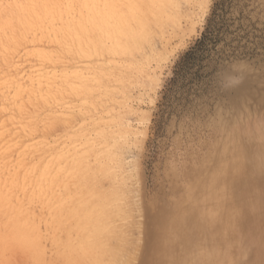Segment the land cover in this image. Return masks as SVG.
I'll return each mask as SVG.
<instances>
[{"label":"rangeland","instance_id":"1","mask_svg":"<svg viewBox=\"0 0 264 264\" xmlns=\"http://www.w3.org/2000/svg\"><path fill=\"white\" fill-rule=\"evenodd\" d=\"M7 1L12 6L9 7ZM13 1L0 0V14H2L0 18L1 16L4 18L2 26L4 28L6 26V33L2 30L1 36L3 33L6 36L18 34V29L15 31L17 34L11 33L9 23L6 22L5 11L7 9L8 12H13ZM171 2L159 12L163 25L161 27L153 25V20L150 19L149 26L140 38L138 46L131 47V55L126 54L121 57H119L120 54L113 56L108 52L97 56L94 54L87 56L83 52L89 50L84 47L85 51L78 52L75 45L71 46L67 38L64 48L72 49L70 55L68 52L61 51V46L56 44L54 38L59 40V37H55L57 33L42 32L35 25H33L34 31H25L23 44L18 54H15L13 63L0 60L1 81L5 80L6 75L11 74L21 84H25L23 76L25 78L29 70L43 68L44 73L53 70L54 73L51 72L50 76L55 88L51 89L52 95H49L48 102L52 105L42 102L38 104V110H33V108L30 109L31 105L25 96L22 97L25 103L18 102L22 105H18L19 109H16L17 113L14 114L13 100L6 104L4 102V110L0 111V114L4 116L0 115V124L3 122L1 126L3 125V128L5 126L7 131L3 134L7 136L11 130L13 133L15 131L13 126L7 125L14 119L20 120L24 125L23 128L26 129L24 132L28 133L22 135V149L19 148V150L24 151L26 148L24 151L26 154L27 147L23 146L25 143L27 145L28 141L34 142L32 146L34 150L25 165L38 163L44 165L50 156L52 159L63 152L59 156L62 157L61 163L64 164L65 175L76 169L68 173L66 175L68 178L65 176L63 180L64 185L70 187L71 191L67 187L63 188L61 182H59L61 189L58 188L59 186L56 187L55 183L52 191L49 190L54 192V194L49 192L48 203L50 204L55 203L51 200H55L56 195V201L60 200V197L66 199L70 195L72 199L78 200L76 196L81 199L82 196L86 197V194L93 191L95 185L93 189H88L93 186L90 178L93 176L91 163L96 152L91 150L93 145H88L86 142L87 140L90 143L95 141L99 138L98 133L101 131L111 139L117 136L114 140L109 139L110 144H113L110 147L115 148L110 149L112 154L109 153L110 159H108L112 160L105 161L106 169L104 167L103 171H106L107 175H114V178L111 177L113 184L118 182L116 185L121 188L106 181L108 179H104L105 177L102 178L101 169L96 171L100 174L98 176L102 179L101 182L103 181L101 184L104 183L103 186L98 184L100 191L105 190L103 193L108 192L105 188H109L110 191V188L120 189L124 194L122 196H125L122 198L127 196L125 191L127 193L129 190L128 192L131 193H128L129 197L127 196L130 201L127 198L126 201L128 200L127 202L131 205L127 203L131 207L129 210L134 213L130 214L132 218L130 221L134 226H130L132 230L129 228L128 236L130 237L128 241H132V248L128 243L130 246L126 247L127 251L124 249L118 264H124V261L126 264L127 259L132 258L136 241L138 245L140 242L143 246L138 261L140 264L162 263L164 255H152L148 250L147 238L160 230L161 222L158 223L157 220L165 208L169 213L168 217H173L172 203L179 196H183L179 202L184 201L185 205L184 208L182 205V209L186 214L189 209L194 208L197 214H201L205 219L208 227L213 228V234L216 236L214 252L217 259L210 256V259L214 258V260L208 264H259L260 262L257 261H262L261 254L264 259V201L262 200L264 199V0H171ZM96 3L101 5L100 0ZM142 7L146 8L145 3H142ZM123 9H127L125 5ZM163 12L165 17L162 15ZM83 14L84 12L82 16L85 18ZM17 17L18 15L13 12L12 18L15 22ZM54 23L53 26L58 27L59 22ZM129 27H135L133 20ZM86 32L88 36L95 34L94 28ZM40 35L42 38L39 40ZM49 37L53 38V42ZM106 41L105 45L110 47V40L106 38ZM38 52L51 54L54 57L51 62L56 64L46 60V63H43L42 59L39 60L36 57ZM47 63L49 66L46 65ZM113 75L114 78H112ZM79 81L82 82L79 83ZM81 87L89 89L84 93L80 92ZM96 88L98 91H93ZM69 92L71 93L67 94ZM8 95L13 96V91ZM36 99H39L38 93ZM84 103L86 106H83ZM31 111H35L33 113L37 128L34 129L35 132L30 128ZM16 115L18 118L14 117ZM102 120L106 121L104 122L106 127ZM97 122L100 125L97 124V126L95 124ZM108 124H110L109 127H107ZM98 127L102 128L100 132ZM3 128H0L2 130L0 132L5 131ZM28 130L35 134H31ZM12 133L9 135L12 136ZM94 133H97V137ZM8 136L6 138H11ZM84 143L88 146L84 147ZM76 145L81 146L82 149L74 151L71 147ZM66 146L71 149L68 150ZM16 148H10L9 153L12 154L13 150L18 152ZM14 151L13 157L16 153ZM72 151L74 152L71 154ZM81 151L83 154L79 153ZM72 158L76 160L73 161ZM41 159L44 162H41ZM86 160L89 161L85 162ZM65 161L68 162L65 164ZM75 162L77 164L81 162L77 167L83 165L82 168L74 167ZM110 163L114 169L109 165ZM110 168L113 171H110ZM82 169H86L85 177L84 173L81 174ZM75 173L81 174L84 182H88L85 188L83 178L81 179L80 175L74 176ZM72 174L74 176L72 186L66 185L71 183L68 180ZM120 174H124V178ZM115 177H117L116 181ZM76 178L78 180L74 181ZM215 180L217 182H213ZM67 181L68 183H65ZM119 181L122 184L125 183L120 185ZM212 183L218 185L217 191L215 190L217 196L215 206L211 203ZM76 184L83 188H74ZM248 188L249 191H253L249 202L243 197ZM80 190H84V193H80ZM201 192H204L202 199L198 198ZM51 195L54 196L51 198ZM75 200H70V203H74ZM123 200L125 203V199ZM177 207L178 204L176 209ZM137 208L138 210L142 208V214ZM138 222L141 226L137 225ZM135 225L141 231L143 230V235L140 230L138 231L140 234L136 232ZM174 230L175 228L173 232ZM131 233H133L132 238ZM192 233L193 231H188L178 239L176 235L167 237L165 242L170 249V252L165 254L167 258L175 262L182 257L197 258V256L182 255L193 253L188 251L187 244L188 236L195 237ZM254 247L257 252L252 255L250 251ZM70 248L73 250V246ZM68 249L69 247H66L64 250L67 252ZM132 250V255H129ZM128 255L129 258H127ZM8 260L10 264H18L19 254L9 251Z\"/></svg>","mask_w":264,"mask_h":264},{"label":"bare ground","instance_id":"2","mask_svg":"<svg viewBox=\"0 0 264 264\" xmlns=\"http://www.w3.org/2000/svg\"><path fill=\"white\" fill-rule=\"evenodd\" d=\"M100 1H101V5H97V3H96L97 0H14L13 1L14 7H12L14 9H12V8L11 9L14 13H16V15H18L16 22L14 21V18H12L13 12H11V11L8 12L6 8H4V9H6V11L8 12L7 13L5 11V14L7 15V16L6 15L5 16L7 17L6 22L9 23L8 27L10 26L9 29L11 30V33L12 32L14 33L18 29V31H17L18 34H17V32H15L17 34V36L16 35L15 36H13V35L12 36H6V34H4V33H3V36L0 35V60L12 62V60L16 56L15 54H18V51L21 48L20 46L23 44L22 43L23 42V35H24L25 31H27V32L32 31V30L34 31L33 25H35V27L38 26V29H40L42 32L44 31L45 33H47V32L49 33V31H50L52 33H57V36H55V37H57V38L59 37V40H56V38H54L55 41L57 42L56 44L61 46V49H62L61 51L68 52L70 55H71L72 49L64 48L67 38L69 39L71 46L75 45V48L78 52L85 51V49L89 50V51L83 52L87 56H89V55L92 56V54L97 56V55L103 54L104 52L111 53V54H113V56H114V54H117V55L120 54L119 57H121V55L126 56V54L131 55V50H130L131 47H137L138 46V44H139L138 42H139L140 38L142 37L143 33L146 32V29L149 26L150 19L153 20V22H152L153 25L161 27V25H163V20L161 19V17L159 18V12L162 11L163 7L169 6V4L172 3L171 0H169L168 2H166L165 0H100ZM8 3H9L8 6L10 7L11 3L10 2H8ZM142 3H145L146 8L142 7ZM1 4H3V3L1 2ZM123 5H125L127 9H123ZM83 12L85 14V18H83V16H82ZM0 15H2V14H0ZM162 15L165 17L164 12ZM3 20H4V18L1 16V18H0V32L1 33H2V30H4V32L6 31L5 30L6 26H5V28L2 26ZM131 20H133L135 23V27H133V28L129 27ZM54 22H59L60 25L58 24V27H54L53 26V24H55ZM180 22L181 21H179V24L181 25ZM49 26H51V27H49ZM92 28H94L95 34H94V36H90V35L88 36L86 31H88ZM52 29H57V30L53 31ZM8 32H9V30H8ZM35 33H36V29H35ZM35 33H34V35H35L34 38H36ZM48 36H49V34H48ZM39 37L40 38H38V39L40 40L42 37H41V35ZM45 37H46V34H45ZM51 37H49V38L52 40L53 38H51ZM106 38H108L111 42L110 47L105 45ZM24 40L27 41V39H24ZM36 41L37 40L35 39V42ZM52 42H53V40H52ZM106 43H107V41H106ZM36 45H37V43L35 44V46ZM33 46H34V44L32 45V49H33ZM84 47H85V49H84ZM22 48H23V46H22ZM29 54H30L29 56H31V53H29ZM34 54L35 53H33V55ZM36 57L39 60L42 59L43 63L44 62L46 63V61L51 62V59L54 58L51 54L43 53V52L36 53ZM27 59L28 58H26V60ZM30 59L31 58L29 57V60ZM23 60H24V58H23ZM61 61H63V60H61ZM37 64H39V63H37ZM37 64H36V66L40 65V64L39 65H37ZM52 64H56V63H52ZM46 65L49 66L48 63ZM44 66H42V67H44ZM113 66L114 65H112V67ZM28 69H27V71H28ZM47 69H46V71L48 72ZM50 69H53V68H50ZM2 70H4V68ZM42 70H45V69L38 68L35 70H29L28 72H26L25 78L22 74L25 84H21V82H19V80H17L11 74L6 75V78L4 81H1V78H0V111L4 110V105H3L4 102L6 104V102L8 103L10 100H13L12 104H14V106H13L14 107V114H15V112L17 113L16 109H19L18 105H20V104H18V102L23 103L24 101H22V97H25V96L31 105L30 109L33 108V110H38V108H39L38 104L42 103V102L47 104L50 101L49 95H52L50 93L51 89L55 88L53 79L50 76V73L51 72L54 73V71L52 70V71H49V73H44V72H42ZM115 71H116V69H115ZM4 72H6V71H4ZM91 72H89V73H91ZM114 73H116V72H114ZM7 74H9V73H7ZM55 74H57V72ZM112 78H114V75ZM35 81L37 83H34ZM68 81H70V80H68ZM50 82H52V83H50ZM56 82H59V81H56ZM81 82L82 81H79V83H81ZM93 82H92V85L95 83V82L94 83ZM61 84H63V83H61ZM106 84H107V82H106ZM35 85H37L36 86L37 88H35ZM89 85L91 86L90 83H89ZM95 85L98 86V84H96V83H95ZM101 86H99V87H101ZM107 86H108V84H107ZM63 87H64V85H63ZM63 87H61V88H63ZM70 88L74 89V87H70ZM88 89H87V87H81L80 92L83 91L85 93V91H87ZM94 90L98 91L97 88L93 89V91ZM11 91H13V96L8 95V93H10ZM56 91H58V90H56ZM37 93L39 94V99H36ZM55 93H57V92H55ZM70 93L71 92H69L67 94H70ZM20 97H21V100H20ZM78 97H80V96H78ZM58 98H60V97H58ZM108 98H109V96H108ZM27 99H23V100L27 101ZM53 99H55V98H53ZM56 99H57V97H56ZM48 104L52 105L51 102ZM62 104H63V102H62ZM56 105H57V103H56ZM47 106H49V105H47ZM83 106H86V104ZM87 107H88V105H87ZM8 109H9V107H8ZM42 110H44V109H42ZM46 110H48V109H46ZM87 110H89V109H87ZM3 112H5V111H3ZM34 112L35 111H31L29 119H30L31 131L35 132L34 129L36 128V126H35L36 119L34 116L35 114L33 115ZM44 112H46V111H44ZM44 114H46V113H44ZM76 114H78V113H76ZM0 115H3V114H0ZM47 115H48V113H47ZM72 115L73 114H71V116ZM14 117L18 118L17 115ZM114 117H116V116H114ZM100 119H102V118H100ZM21 120H25V119L21 118ZM39 121H41V120H39ZM104 122H106V121H103V124H104ZM116 122H117V119H116L115 123ZM5 123L8 124V122H5ZM10 123L11 124H8L7 126H9V125L13 126V129L15 131L12 133L11 132L12 130H11L9 133H7L8 135L11 133L13 134L12 136L7 135L8 137H11L9 139L6 138L7 136L3 134L4 132L7 131L6 130L7 128L5 129V126H4V128L2 127L3 125L1 126V124H3V122L0 124V126H1L0 128L1 129L3 128V130L5 129V131L0 132V250H1V252H0V264H8L9 263V260H8L9 251H13V252L19 254V263L18 264H118V260H119L120 256L123 254L124 249L126 250V247L129 245L128 243H130L131 248H132V244H131L132 241H128V238H130L128 236L130 235L129 234L130 226L131 225L134 226V225H133V222L131 224V221H130V219L132 220L130 214L133 213V212L131 213V210H129V207L131 205L127 202L128 200L130 201V198L129 199L127 198L128 193H130V192H128L129 190H127L123 186L125 188V190H127V193L125 191V194H127V196H126V198L128 199L127 201H126V198H122L125 196H122L124 194H122L120 189L118 190L116 188L117 189L116 190V189L110 188L111 189V191H110L109 188H105L106 192L108 190L107 193H103V192H105V190L104 191L99 190V185L103 181L101 182L102 179L98 176L99 173L97 174L96 170H98V169H101L100 170L101 175L100 174L99 175L102 178L105 177L104 179H108L106 181H109L110 183L113 184L111 177L114 178V175H111V174L107 175V172L105 171L106 172L105 173L103 171L104 167H105V161L110 159L109 153L112 154L111 151L113 150V148H115V147H113V148L110 147L111 145H113V144H110V142H109V139H111V138H108L101 131L102 130L101 127L100 128L98 127L99 132L100 131L101 132L98 133L99 138H97L95 141L92 142L91 139L89 137H87V139L89 138L92 143L88 142V140L86 143H88V145L92 144L93 146H91L92 147L91 150L96 152V156L94 158H92L94 160L91 163V164H93L92 165V168H93L92 169V175L93 176L90 178L92 180L91 182H93V184H92L93 186H91V188H90V184L88 185L90 188L88 190L93 189L92 187H94V185H95L93 191L91 190L90 191L91 193L89 192L88 194H86V197L82 196L81 199L78 196H76L78 198V200L76 198H75L76 200L72 199L71 198L72 195H70L69 197L71 199L69 197H67V198L65 197L66 199H64V198L62 199L60 197V200L56 201V199H57V195H56V197H55L56 199L53 198L55 200H51V201H54L55 203L50 204V203H48L49 202L48 199L50 197L48 195H49V192L52 191V189H53L52 186H54V184L56 183V187L59 186L58 188H60L61 184L63 183V180L66 177L68 178V176H66V175L68 173L70 174V172H72V171L73 172L76 171V169H74L70 172H67L65 175L66 170H64V164L61 163L62 157L59 156V155H62L63 152H62V154H59L58 156H56L55 158H52V159H50L51 158V156H50V158L47 159L45 162L42 160L43 159L42 158L41 162H44V165H42L43 163H38L36 165H29V164L25 165V162L27 160H29V158L32 154V151L34 150L32 147V146H34V142L28 141L27 145L25 143L26 146L24 145L23 147H27V153L26 154L24 153V151H26V148L24 151L23 150L20 151L19 148L22 149V144H21L22 138L21 137H22V135H25L27 131L24 132L26 129H25V127L23 128L24 125H23L22 121H20V120L14 119ZM95 124L97 125L99 123L97 122ZM105 125L106 124H104V127H106ZM109 125L110 124H108L107 127H109ZM115 125H117V124H115ZM48 126L51 127V125H48ZM74 126H75V123H74ZM44 130H45V128H44ZM34 132H32V133L30 132V133L35 134ZM112 132L113 133L115 132L114 128H113ZM87 133H89V132H87ZM96 134H95V136H96ZM109 134H110V132H109ZM116 137L117 136L112 137L113 139H111V140H114V138H116ZM27 139H28V136H27ZM18 145L19 146L21 145V147H19ZM78 145H80V144H78ZM88 145L85 144L84 147H86ZM97 145H98V148H97ZM115 146H116V144H115ZM67 147L68 146H66V148ZM79 147H81V146H79ZM79 147H77V145H76L75 147H71V148H73L74 151H76L77 149H79V150L82 149V147L81 148H79ZM10 148L11 149L16 148L17 150H19L18 152L15 150L16 153L13 150L15 153L14 157L12 155L13 151H12V154L9 153ZM51 148H53V147H51ZM71 148H69V149L67 148V149L70 150ZM62 149L63 148H61V150ZM67 149H66V151L64 150L66 153H67ZM87 149H89V148H87ZM110 149H112V150H110ZM74 151H72L71 154ZM82 151H84V150H82ZM81 152H79V153L83 154V152L82 153ZM84 152L86 153V151H84ZM79 153L77 155H79ZM46 154H47V151H46ZM68 154L70 155V153H68ZM47 155H49V154H47ZM47 155H45V156L47 157ZM53 155H55V153ZM67 155H65V156H67ZM45 156H43V157L45 158ZM74 158H72V160ZM33 159H34V157H33ZM70 159H71V157H70ZM77 159H79V157ZM114 159H117V158H114ZM75 160L76 159H74L73 161H75ZM111 160H109V161L111 162ZM88 161L89 160H86L85 162H88ZM67 162L65 161V164ZM80 164H81V162H78V164L75 162L74 167L80 169L83 166L82 165L81 167H77L78 165L80 166ZM109 165L111 166V163ZM86 166H87V164H86ZM107 167L109 168V166H107ZM111 167H113V166H111ZM105 169H106V167H105ZM113 169H114V167H113ZM69 170H71V169H69ZM85 170H83L81 174H83ZM100 171H98V172H100ZM107 171L110 172L113 170H111V168H110V171L108 169H107ZM89 172H91V170ZM89 172H87V173L89 174ZM81 174H78V175L81 176ZM88 174H87V176H88ZM76 175L77 174L75 173L74 176H76ZM122 175L124 178V174H120V176H122ZM74 176L72 174V176L69 177L68 181L71 183H68V181H67V182H65V183H68L66 185L70 184L72 186ZM85 176H86V174L84 175V177ZM84 177L81 176V179L83 178V180H82L83 182H84ZM117 177H115V181L117 180L116 179ZM77 180L78 179L76 178V180H74V181H77ZM121 180L123 181V179H121ZM59 182H61V184H59ZM119 182L121 183V181H119ZM213 182H217V181L215 180ZM84 184H83V186L85 188V186L88 184V182H86V183L84 182ZM103 184H101V186H103ZM116 184H118V182ZM116 184H113V185H116ZM123 184L121 183L120 185H123ZM64 186L65 185L63 183V188L67 187V186H65V187ZM76 186H77V184H76ZM76 186L75 187L73 186V187L78 188V189L83 188V186L82 187H79V186L76 187ZM116 186L119 187V185H116ZM73 187L71 189H73ZM217 187H218L217 183H212L213 189H211V190H213V193H211V200H212L211 203H213L214 206L217 205V203L215 202V200H217V196L215 195L216 194L215 190ZM119 188H121V187H119ZM55 189H57V188H55ZM68 189L70 190V187ZM88 190H87V192H88ZM114 190H116L117 192ZM122 190H124V189L122 188ZM64 191H65V189H64ZM78 191H76V193ZM80 191H81L80 193H84V190L83 191L80 190ZM87 192H85V193H87ZM51 193L52 192H50V194ZM55 193H56V191H55ZM68 193H69V191H68ZM252 193H253V191H249V188H248V190L244 194L245 196H243V197L247 200V202L251 201ZM52 194H54V192ZM203 194H204V192L199 193L198 198L202 199L204 197ZM81 195H80V197H81ZM52 196H54V195H51V198H52ZM60 196H62V195H60ZM258 197H260V196H258ZM68 198H69V200H68ZM185 198H187V196H185ZM106 199H107V201L108 200L109 201L108 202L104 201ZM123 199H125L126 204L124 203ZM182 199H183V196H179L178 198H176L175 201H173L172 210H171L173 212V217H171V218L168 217L169 213L167 212L166 208L164 209L163 213H161L159 215L157 221H158V223L161 222L160 230L152 233L147 238L149 241L148 250L151 252L152 255H158V256L164 255L161 264H176V263H180V264H208V262L211 263V261L214 260V258H216V255L214 252V249L216 246V241H215L216 236L213 234V228L208 227V224L205 221V219L202 217L201 214H199V213L197 214V212L194 210V208L189 209V211L186 214L184 212V210L182 209V205H183V208L185 205L184 201L179 202V200H182ZM70 200L71 201L75 200V201H74V203H70L71 202ZM262 200L264 201V199H262ZM138 202H140V201H138ZM127 203L130 206H128ZM131 203H132V201H131ZM176 204H178L177 209H176ZM137 207H139V206H137ZM130 209H131V207H130ZM137 210H138V208H137ZM138 211L142 214V208H141V210H138ZM137 216H138V214H137ZM138 217H140V216H138ZM137 225L139 226L140 223ZM137 225H135V226H137ZM138 226L135 227V228H137L136 229L137 233H139L141 231ZM174 228H175V230L173 232ZM130 230H132V229L130 228ZM188 231H190V232L193 231L192 234L195 235V237H191V236L187 237L189 239V242L187 243L188 248H189L188 251L193 252V253H199L197 258H195V257H182L179 260H177V262H175V260L167 258V255H165V254L170 252V249L166 246V242H165L167 237H169V236L172 237V236L176 235V238L178 239L183 234L187 233ZM141 233L143 235V230L141 231ZM132 234L133 233H131V238H132ZM139 234H136V235L139 236ZM138 236H136V237H138ZM133 238H135V237H133ZM140 239H138V240L140 241ZM135 245H136V247H135L136 249L134 250V252L132 250L129 255H132V252L134 254H133L132 258L131 257L129 258V255H128L127 258H129V260L127 259L126 264H140L138 261H139L140 256H141L143 246L140 245V242L138 245L137 241H136ZM137 245H138V247H137ZM71 246H73V250L70 248ZM134 246H133V248H134ZM66 247H69L67 252L64 250ZM163 248H164V252H163ZM256 252H257L256 247L252 248L250 251V253L252 255H255ZM203 253H208L209 256L208 257H207V255L201 256ZM210 254H212V255H210ZM125 256H127V255H125ZM210 256H213L214 258L210 259ZM120 260H121V258H120ZM261 260L262 261H257V262L258 263L260 262L259 264H264L263 254H261ZM124 264H125V261H124Z\"/></svg>","mask_w":264,"mask_h":264},{"label":"crops","instance_id":"3","mask_svg":"<svg viewBox=\"0 0 264 264\" xmlns=\"http://www.w3.org/2000/svg\"><path fill=\"white\" fill-rule=\"evenodd\" d=\"M198 254H199V253H186V254H182V255H183V256H198ZM204 255L209 256L208 253H203L201 256H204ZM210 255H212V254H210ZM201 256H200V257H201ZM176 262H177V260H176ZM176 264H180V263H176Z\"/></svg>","mask_w":264,"mask_h":264}]
</instances>
